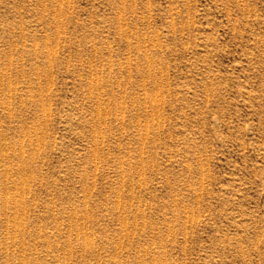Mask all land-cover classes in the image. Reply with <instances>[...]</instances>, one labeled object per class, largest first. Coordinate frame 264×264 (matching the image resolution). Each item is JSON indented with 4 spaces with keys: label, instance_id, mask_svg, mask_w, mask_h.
<instances>
[{
    "label": "rangeland",
    "instance_id": "374dc122",
    "mask_svg": "<svg viewBox=\"0 0 264 264\" xmlns=\"http://www.w3.org/2000/svg\"><path fill=\"white\" fill-rule=\"evenodd\" d=\"M0 161V264H264V0H0Z\"/></svg>",
    "mask_w": 264,
    "mask_h": 264
},
{
    "label": "bare ground",
    "instance_id": "6f19581e",
    "mask_svg": "<svg viewBox=\"0 0 264 264\" xmlns=\"http://www.w3.org/2000/svg\"><path fill=\"white\" fill-rule=\"evenodd\" d=\"M4 145H5V142H4ZM12 147H14V146H12ZM2 149H3V148H2ZM4 152H5V150H4ZM2 153H3V152H2ZM5 154H6V153H5ZM6 157H7V156H6ZM0 162H1V161H0ZM1 171H2V170H1ZM6 173H7V172H6ZM10 173H11V172H10ZM5 177H6V175H5ZM2 178H3V177H2ZM13 182H14V181H13ZM5 183H6V182H5ZM3 185H4V184H3ZM3 188H4V187H3ZM13 188H14V187H13ZM13 190H16V189L14 188ZM6 191H7V189H6ZM4 194H5V192H4ZM4 196H5V195H4ZM6 198H7V195H6ZM6 198H5V199H6ZM5 199H4V200H5ZM6 200H7V199H6ZM6 200H5V201H6ZM5 201H4V202H5ZM9 202H10V201H9ZM12 202L15 203V201H13V200H12ZM6 203H8V202H6ZM6 203H3V205L6 204ZM14 205H15V204H14Z\"/></svg>",
    "mask_w": 264,
    "mask_h": 264
}]
</instances>
